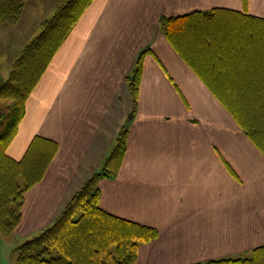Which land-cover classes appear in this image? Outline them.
<instances>
[{
    "label": "crops",
    "instance_id": "1",
    "mask_svg": "<svg viewBox=\"0 0 264 264\" xmlns=\"http://www.w3.org/2000/svg\"><path fill=\"white\" fill-rule=\"evenodd\" d=\"M55 2L31 0L19 23L0 26V81ZM216 8L193 30L192 65L163 21ZM145 49L133 98L128 76ZM196 67L226 69L224 79L208 81ZM245 101H264V0H94L28 98L8 147L21 159L37 135L58 145L24 195L20 224L0 236V251L14 252L15 264L17 246L61 215L128 123L120 168L100 177L98 188L105 211L158 229L136 262L252 257L264 246V147L236 118L238 106L245 122L252 116Z\"/></svg>",
    "mask_w": 264,
    "mask_h": 264
},
{
    "label": "trees",
    "instance_id": "2",
    "mask_svg": "<svg viewBox=\"0 0 264 264\" xmlns=\"http://www.w3.org/2000/svg\"><path fill=\"white\" fill-rule=\"evenodd\" d=\"M93 1L65 0L59 3L53 15L42 21L41 32L15 58L7 79L0 81V98L10 100L5 111L0 113V233L4 236H10L20 224L24 193L42 179L58 149L56 142L39 135L32 139L21 159L11 157L8 147L18 133L28 98ZM26 2L0 0V26L17 24ZM218 11L221 9L194 11L169 16L163 21L167 38L174 45L180 40V54L190 64L198 65L194 61L193 43L197 42H194L193 30L206 26L208 15ZM147 50L139 54L136 66L128 76L133 98L139 93L142 60ZM196 69L206 80L220 83L226 72L223 68ZM254 71L250 70V78H247L250 83L255 82L251 80ZM250 89H254V85ZM245 102L252 110V116L245 122L239 115L238 106L236 118L246 133L264 147V101ZM128 131L126 123L119 131L103 166L77 190L61 215L50 226L17 246L15 264H132L136 262L139 247L158 237V229L115 216L100 206L98 180L118 172L127 148ZM252 253L253 256L249 258H228L223 261L264 264V246L254 248Z\"/></svg>",
    "mask_w": 264,
    "mask_h": 264
},
{
    "label": "rangeland",
    "instance_id": "3",
    "mask_svg": "<svg viewBox=\"0 0 264 264\" xmlns=\"http://www.w3.org/2000/svg\"><path fill=\"white\" fill-rule=\"evenodd\" d=\"M31 0H27V2H26V5H25V8H24V10L26 9V7L28 6L27 4H28V2H30ZM51 1H53V0H51ZM56 2H55V6H54V11H53V13L55 12V10H56V8H57V5L59 4V3H62L63 1H65V0H55ZM23 13H24V11L22 12V15H23ZM53 13H52V15H53ZM51 15V16H52ZM51 16H49V17H51ZM49 17H47V18H49ZM47 18H45V19H47ZM44 20V19H43ZM42 20V21H43ZM20 21V20H19ZM19 21L17 22V23H19ZM42 23V22H41ZM40 27H41V24H40ZM40 32H41V28H40ZM39 34V33H38ZM37 34V35H38ZM36 35V36H37ZM36 36H34V37H36ZM33 37V38H34ZM32 38V39H33ZM62 46V45H61ZM60 46V47H61ZM22 50V49H21ZM20 53V52H19ZM18 53V54H19ZM18 56V55H17ZM16 56V57H17ZM4 58H5V54L3 55V57H2V61L4 60ZM3 100H5V102H6V104H9L10 103V100L9 99H7V98H3ZM6 104H5V106L3 105V109H1L0 108V113L2 112V111H5V109H6ZM2 110V111H1ZM38 183V182H37ZM34 186V185H33ZM32 186V187H33ZM29 190V189H28ZM27 190V191H28ZM26 191V192H27ZM25 192V193H26ZM25 193H24V195H25ZM89 232V231H88ZM0 236L1 237H3V235H1L0 234ZM4 238V237H3ZM18 243H21V242H18ZM204 249H205V246H202ZM140 248V247H139ZM138 252H139V249H138ZM13 254H14V252H12V255H11V252L7 249V248H4L3 249V251H0V264H14V256H13ZM12 256V257H11ZM16 256H17V254L15 255V258H16ZM137 259H138V253H137ZM137 259H136V261H137ZM212 261H209V262H198V263H196V264H213V263H211ZM132 264H138L137 262H135V263H132Z\"/></svg>",
    "mask_w": 264,
    "mask_h": 264
}]
</instances>
